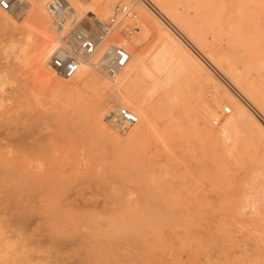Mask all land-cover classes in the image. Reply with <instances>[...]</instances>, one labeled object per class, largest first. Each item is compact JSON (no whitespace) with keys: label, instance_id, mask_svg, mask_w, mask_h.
I'll return each mask as SVG.
<instances>
[{"label":"rangeland","instance_id":"rangeland-1","mask_svg":"<svg viewBox=\"0 0 264 264\" xmlns=\"http://www.w3.org/2000/svg\"><path fill=\"white\" fill-rule=\"evenodd\" d=\"M18 1L14 11L0 8V264H264V127L248 120L228 142L203 131L219 130L237 109L224 100L227 89L264 126V0H203L200 17L195 3L202 0H165L227 49L249 99L154 0H131L136 18L122 21L108 44L123 37L152 55L160 13L219 85L200 83L188 70L149 95L145 76L117 84V76L92 66L88 84L81 76L63 79L51 56L43 64L38 52L47 40L62 45L68 28H58L40 0ZM66 1L76 26L91 30L93 13L108 21L129 0ZM124 88L137 99L122 101ZM145 98L154 124L141 135L132 136L140 119L126 132L104 123L115 106L137 114ZM215 98L222 101L215 116L202 118ZM95 107L104 134L91 123Z\"/></svg>","mask_w":264,"mask_h":264},{"label":"bare ground","instance_id":"bare-ground-1","mask_svg":"<svg viewBox=\"0 0 264 264\" xmlns=\"http://www.w3.org/2000/svg\"><path fill=\"white\" fill-rule=\"evenodd\" d=\"M45 1L47 0H40V5L42 8L44 7ZM181 0H178L180 2ZM151 2H156V8L159 9L160 12H162L165 17L170 21V25L174 26L179 30L181 33L184 34V36L191 41L192 43H197L194 45H198L197 49L202 52L206 56V58L211 62H216L218 67L220 69L226 68V75L231 78V81L233 85L236 87L241 88L245 92V97L250 98L251 92L244 90L243 85L245 84V80L243 79L240 70L237 68H233L231 66L232 64L228 63L227 59V49H224L221 45L218 44H212L209 39L203 35L201 29L197 27V25H191L190 19H188L186 16L181 14L179 12V8L175 6L174 3H167L165 0H154ZM197 2V1H196ZM154 4V6H155ZM195 6L199 9L196 12V15L200 17L202 14L204 15L207 11H205V6H203V0L201 2L195 3ZM211 6V5H210ZM213 6V5H212ZM155 8V7H154ZM156 10V11H157ZM161 13V14H162ZM160 14V13H159ZM153 16L154 21L156 24H154V28L157 29L159 34L160 42L157 44H160L158 47L153 46V48L157 47L155 52L152 55L144 54L141 51H137L135 47V43L132 44L125 38L121 37L120 40L117 39V41H114L110 44H116L124 46L128 51L130 52V61L128 62L129 65L125 68H123L117 75V81L118 83H124L131 81L133 82L134 77H140L145 76L149 79V92L151 95L152 93L161 90V89H169L170 86L175 84L184 71H194L196 73L195 78L201 83V79L203 82L207 83L209 85L212 84L214 86L219 85L218 79L215 77V75L211 72V70L204 64V62L199 59L197 56H195L186 46V44L181 40L179 37V32L176 31V34H172L169 32L168 28L165 26V22L162 20L160 15ZM147 16V14H144ZM91 17V15H90ZM100 20L96 14L93 13V19ZM47 19V17H46ZM165 19V18H164ZM144 20V19H143ZM166 20V19H165ZM102 21V20H101ZM149 24H151V20L147 19ZM164 22V23H163ZM143 23V22H141ZM147 24V22H146ZM45 29H47L48 24L44 21ZM151 26V25H149ZM146 30L145 24L143 26ZM168 27V26H167ZM143 28V30H144ZM174 28V29H175ZM155 29V30H156ZM145 30V31H146ZM176 30V29H175ZM45 32V31H44ZM178 33V35H177ZM223 34H227L226 31L223 32ZM120 36V35H119ZM46 39V38H45ZM44 40V39H43ZM48 42H44L43 45L39 49V58L41 60V63L45 64L46 60L52 55V53L56 50L55 47L57 43L52 42L50 40H47ZM136 41V40H135ZM137 43V42H136ZM156 44V45H157ZM155 45V44H154ZM57 48V47H56ZM153 50V51H154ZM99 51L97 54L92 55L90 57H86L81 61L80 70L78 73L68 79V81H73L77 76H81V80L84 82V84H88V82L92 79H95V77L88 76L89 68L94 66L97 62H99L101 58H97ZM152 53V51H151ZM149 54V53H148ZM131 62V63H130ZM227 63V67L224 65ZM254 73V72H253ZM256 73V72H255ZM254 73V74H255ZM253 74V75H254ZM258 75V74H256ZM257 77V76H256ZM254 80V78H253ZM55 82V80H53ZM114 82V81H113ZM55 84L58 87H61L62 84L59 82H55ZM104 84V83H103ZM107 84V83H106ZM216 90V87H215ZM257 94V93H256ZM121 100L124 102L127 101H135L138 97L136 94L130 89V88H124L123 92L119 95ZM248 98V99H249ZM224 100L234 104L237 109L231 114L228 118H224V122L217 131H213L211 128H209L207 125H204L203 131L205 132V135H208L209 137H215V139H218L223 142L231 141L233 136L235 135L238 128H240L242 125L246 124L248 120H253L257 123V125L261 128L264 126L257 121L253 113H249L247 111L243 104H241V100L238 98V96L233 93L231 90L226 91V95L224 97ZM222 103L220 98L212 99L209 103H207L203 110L201 111L202 118H212L211 116H215V110L218 108V106ZM203 105V104H202ZM122 106V105H121ZM200 106V105H199ZM125 107V106H123ZM127 108V107H126ZM138 118L140 119L139 124H137V127L133 129L132 136H139L141 135L142 131L146 128H151L154 124L153 121V108L151 104L148 103V98H145L140 101L139 106L135 109ZM174 113V112H173ZM172 113V115H173ZM263 113V112H262ZM100 110L98 107H95L92 109L90 114L91 123L94 127V129L100 133L104 134V130L101 124V116H100ZM171 115V116H172ZM135 124V125H136ZM172 125V123H171ZM262 125V126H261ZM173 126V125H172ZM243 127V126H242ZM133 128V127H132ZM173 128V127H172ZM264 133V128H263ZM251 204V203H250ZM256 204V203H255ZM248 206H254L248 205ZM256 208V207H253ZM252 208V209H253ZM255 210V209H254ZM253 210V212H254ZM258 211V210H257ZM255 211V212H257ZM98 249V248H97ZM102 264V262H101Z\"/></svg>","mask_w":264,"mask_h":264},{"label":"built area","instance_id":"built-area-1","mask_svg":"<svg viewBox=\"0 0 264 264\" xmlns=\"http://www.w3.org/2000/svg\"><path fill=\"white\" fill-rule=\"evenodd\" d=\"M18 6V0H0L2 10L14 11ZM46 11L58 28L62 30L68 28L63 44L52 53L49 61L50 68L57 76L63 79L74 77L80 70L81 61L97 54L100 50L104 52L102 59L93 66L96 70L109 77H115L127 66L131 57L128 49L121 45L108 44V42L122 21L129 17L136 18L131 0L116 5L108 21L95 18L94 27L91 30L76 26L75 13L66 0H49L46 3ZM136 28L134 27L133 30ZM230 112V106L224 107V115ZM103 121L119 132H126L139 121V118L129 108L115 106L104 115ZM219 121V118H216L213 123L217 125Z\"/></svg>","mask_w":264,"mask_h":264}]
</instances>
